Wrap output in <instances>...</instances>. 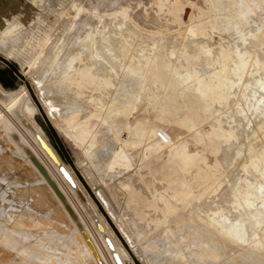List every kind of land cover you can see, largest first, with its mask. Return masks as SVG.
Masks as SVG:
<instances>
[{
    "label": "rangeland",
    "instance_id": "374dc122",
    "mask_svg": "<svg viewBox=\"0 0 264 264\" xmlns=\"http://www.w3.org/2000/svg\"><path fill=\"white\" fill-rule=\"evenodd\" d=\"M7 9V17L0 14V68L12 74V82L6 86L1 80L0 85L8 91L25 89V99L36 108L30 112L17 106L9 114L29 119L26 124L43 134L73 175L86 196L78 201L74 191L67 192L80 213L75 222L85 231L84 222L90 226L91 240L108 264H115V253L125 264L120 251L133 264H264V246L229 247L217 258L203 247L215 232L198 218L220 207L240 219L231 193L234 188L246 193L242 185L257 179L243 164L253 145L261 147L255 130L262 120L259 112L247 109V98L253 84L264 79V0H9ZM8 22L15 23L17 41L3 32ZM79 36L89 46L93 39L101 44L110 37L116 52L108 55L118 61L123 86L99 80L90 87L79 83L77 68L67 70L62 59ZM97 47L84 48L83 63L99 61L89 53L103 52V45ZM51 50L58 54L57 64L51 62ZM241 59L251 70L249 84L223 86L222 92L223 82L239 77L213 70L238 66ZM174 70L188 79L180 82ZM2 127L0 122V137ZM14 130L19 145L22 137ZM160 131L166 142L157 136ZM15 147L0 139V264H81L74 258L73 233L52 222H21H44L47 216L32 197L28 167L16 157ZM22 228L24 237L17 235Z\"/></svg>",
    "mask_w": 264,
    "mask_h": 264
},
{
    "label": "bare ground",
    "instance_id": "6f19581e",
    "mask_svg": "<svg viewBox=\"0 0 264 264\" xmlns=\"http://www.w3.org/2000/svg\"><path fill=\"white\" fill-rule=\"evenodd\" d=\"M8 1L9 0H0V11H1L0 14L2 13V15L4 17H7L5 12L9 11L7 9ZM1 26H3V25L0 22V27ZM15 30H16L15 23L8 22V25L5 26L3 32H4L5 35H10L11 37H13L12 34L15 33ZM4 34H2V35H4ZM87 35L89 36L88 32L86 33L85 36H87ZM103 36L104 35H102V37ZM104 37H106V36H104ZM107 38H105V39H107V41L106 42H102L101 41L102 42L101 44H99L100 40L93 39L91 46H89V44L88 45L84 44V39H82L79 36V37L76 38V40L72 44V48H73L72 52L68 53L66 51L68 53L66 55V57H64V58L61 57L60 58V61L63 58L62 60L64 62H66L67 70H70L71 68H74V67L77 68L78 74L81 75V79H80L79 83H81L83 85L86 84L87 86L93 87V85H95L97 83V81L100 80L105 85L108 84V85L118 86V87H121V86L124 85V82L121 81L119 79V76L117 75L118 74L117 73V71H118V68H117L118 61L116 62L113 57H111V56L109 57V55H108L109 52H111L110 53V55H111L112 51L116 52V50L114 49L115 47L113 48L114 45L111 44L110 37H107ZM13 40L17 41L15 38ZM115 40L117 41L116 37H115ZM90 42L91 41H89V43ZM14 44H15V42H14ZM102 45H103V49H104V50L102 49L103 52H100V50H98V51H94L93 50L94 52L92 51L93 47H97L98 46L97 48L100 49ZM84 48L87 49V50L89 48H92V49H90L92 52H89V53H91L90 54V56H92L91 58H96V57H93V56H97L98 57L96 59H98L99 61H94V66H91V64H93V63H90V62H87V61L86 62L84 61V63H83L82 54H83ZM62 52H64V51H62ZM74 52H76V53H74ZM51 55H52L51 56L52 57L51 62L54 63L56 61V58H57L58 54H57L56 51L51 50ZM63 55H65V54H63ZM38 59H39V61H38L39 66H42V65H40V62H42L41 61L42 57L39 56ZM38 63H36V65ZM57 63L58 62H55V64H57ZM239 65L235 66V67H231V65H230V66L218 69V70H213V73H216V72L225 73V71H227L228 76H229V74H234V75L239 77V80L236 78L238 80V82H235V81H231L230 83L223 82L222 85L219 86V89L221 91L223 90L222 89L223 86H226V88L229 89L230 87H232L235 84L238 85V86H247V84H249V83L246 82V80L248 78V77L246 78V76H247L248 73H251V70L249 69V65H248L247 61H245V59H241L239 61ZM125 67H126L127 72L131 71V72L134 73L133 69L130 66L127 67V65H126ZM126 70H125V72H126ZM173 74L182 83L185 82L188 79L186 75H182L178 70H174ZM260 74H259V76H260ZM111 77H113L114 79L112 80V83L110 84L109 78H111ZM251 77L252 76H250L249 78H251ZM254 77H256V76H254ZM257 79H258V77H257ZM1 80L2 79L0 78V81ZM253 85L255 86L254 87L255 89L252 90V93L250 92V88H249L250 86L248 87L249 92L251 94L249 93L248 95H250V96L248 98L246 97L247 98V104H248L247 105V109L251 110V111L254 110L255 112H259L258 113L259 117L262 120V124L260 122H258V125L259 124H261V125H259L258 128L256 127L257 129L255 130L256 131L255 134H258V137H260V141H259L260 143L259 144L261 145V147L259 149L258 148L255 149V145H253L254 149H251V151H249L250 152L249 159L248 160L246 159L247 161L245 160L246 163H245V165L243 164V166H244L243 168L251 170L254 173V175H255V177L257 179H255V182L248 181V182H246L245 184L242 185V187H246L247 188V192L246 193H244V194L241 193V189L240 188H238V189L234 188V190L231 193L233 198H234L233 203H235V205L239 208V209L238 208L237 209L241 212L240 219H239V217L236 218V219H233L230 215L226 214L224 212V210H221L220 207H219V209L218 208L217 209H213V208L210 207L211 208V213H205L204 211H202L203 214L198 215V218H199V220L201 222V225H205L206 228L212 229L215 232L213 237H212V240H210V242L212 241L213 244H211L207 240V242H209V245L208 244L206 245L204 243L203 247L205 249H207L208 251H211L213 254H215L217 258L220 257L219 254L221 255V253H223V251H224L223 255L224 254L226 255L227 254L226 250H227V248L229 249V247H232L231 249H233L234 246H241V248L243 246H246V247L247 246H254L255 248H261V247L264 246V239H262V236L264 237V94L260 93L261 91L264 92V79L260 78ZM6 86H9V84L6 85ZM203 88L204 89H208V86L205 85ZM199 89L201 90V88H199ZM119 91H121V90H117V91H115V93H118ZM243 91H244V89H243ZM258 93H260L261 95H257ZM25 95H26L25 89H22V90H20L18 92L17 91H8L7 89H5L4 87H2L0 85V122L2 123V126H3L2 127L3 136H1L0 139L3 138V137L7 138L16 146L13 149V151L16 154V157L19 159V161L22 162V164H24V165H26L28 167V169H26L27 170V173H26L27 176L25 177V179L27 180L28 184L30 185V188H31V191H32V197H33V199H35V201L41 207L45 208L44 209L45 210L44 213L47 216V219L44 222H42L41 221L42 218H39L38 216L37 217L39 218V220L36 219V220L32 221L30 219L31 221L21 220V222L23 224L28 225V226H30V225H41L42 226L44 224L51 223V222L55 223V225L58 228L64 230V232H68L70 234L73 233V236H72L73 237V243L75 244V246L78 247V253L76 255H74V258L76 259L75 261H79L81 264H87L89 262H94L95 264H108L109 261L107 259H105V257L103 255L101 256L102 253H99V250H97L96 241L93 240V237H92V240H91V236H90L91 235V233H90L91 231H89L90 230L89 229L90 226H88L87 223L84 222L85 221L84 220L83 222H84V225H85L86 230H87V231H85L84 227L82 229L79 226V224L77 222H75L76 213L77 214H80V213H79L77 205L75 204V202H73L72 198L70 197V195L67 192L70 190L73 193V191H74V193L76 194V199L78 201L79 200H83V201L86 200V196L83 193L82 189H80L81 191L78 190L77 187H79V186H77L73 175L71 174L69 169H67L66 166L62 163L63 161L62 162L60 161V158L58 157V155L56 154V152L54 151L52 146L48 143L46 138L43 136V134L39 130L34 129V127H33L34 125L26 124L27 120H28L27 123H29V119L24 118V117L21 118L19 116H17V118H18L17 119V118H15L16 116L13 117V116H11L9 114L17 106L18 107L25 106L30 112H34L35 111V109H36L35 106L30 102L28 96H26V99H25ZM8 96L11 99V101L9 103L4 99L5 97H8ZM225 96L227 98V96H228L227 93H226ZM12 112H14V111H12ZM240 114H242L244 117H247V113H246L245 110L240 111ZM261 120H259V121H261ZM242 121L244 122V119ZM242 121H241V123H242ZM13 128H15V130ZM13 130L14 131L17 130L19 132V134H21L22 141L20 140V142H19L17 140L19 142V145L16 143V141L13 138L12 134L15 133V132H13ZM28 134H29V136H28ZM30 136H31V138H30ZM138 137L142 138L141 132L138 133ZM27 144L30 147H28ZM257 145H258V143H257ZM245 158H246V156H245ZM0 168L3 169V166H0ZM232 180H233V178H232ZM234 183H235V181H234ZM207 207H209V205ZM61 215H64V219L65 220H63L61 218ZM194 218H195V216H194ZM237 219H239V220H237ZM192 221H194L193 218H192ZM66 222H70L74 227H70L69 225H67ZM197 222H199V221H197ZM248 223L251 224L252 229H253V231L251 233L249 231ZM205 226H204V228H205ZM1 228L5 229L4 226L3 227L1 226ZM190 228H192L191 229V231H192L191 233L192 234H194L195 231L198 232L195 228H194L195 229L194 231H193V227H190ZM56 232H58V231H56ZM199 232H202V230L199 231ZM19 234H21V235L23 234L22 237H24L25 230H23V228H22V230L20 232H17V235H19ZM196 234L197 233H195V237L197 236V238H199L200 234H199V236L196 235ZM205 234L202 233L203 236ZM202 235H201V237L203 238ZM7 236H8V234H7ZM43 236H44V234H43ZM66 236L64 235V238H66ZM68 236H70V235H68ZM9 237H10V234H9ZM69 240L72 241L71 239H69ZM107 240L110 243L109 238H107ZM192 240H193V238H192ZM186 241H187V239H186ZM202 241H204V239ZM22 244L24 245L25 243L22 242ZM31 244H33V243H31ZM7 246H9V245H7ZM20 246H22V245H20ZM181 246H183V245H181ZM189 246H190V244H189ZM27 248H28V246H27ZM22 249L24 250L25 248H22ZM261 249H263V248H261ZM217 250H218V252H217ZM220 250H221V252L219 253ZM172 251H174V250H172ZM120 252H121L122 256L124 257L125 264H133L132 261L128 257L124 256V255H126L124 251H120ZM167 252H169V251H167ZM244 252H245V249H244ZM65 253H66V251H65ZM187 253H189V252H187ZM32 254L35 255V253H32ZM41 254H42V252H41ZM189 254L191 255V253H189ZM42 255H45V253L42 254ZM176 255L177 254L175 253L174 256H176ZM248 255H250V254H248ZM30 256H32V255L30 254ZM180 256H181V254H180ZM35 257H36V255H35ZM173 257L169 258V259L170 260L171 259L174 260ZM194 257L195 256L189 258L188 255H187V258H189V260L191 258H192L191 260H193ZM250 257H252V256H250ZM253 257H254V255H253ZM37 258H38V255H37ZM67 258H69V257L66 255V259ZM71 258L74 259L73 256ZM59 259H58V261H61V262L64 261V260H61V259L59 260ZM66 259H65V261H66ZM71 260H70V262L74 261V260H72V261ZM121 260L122 259L119 256H117L116 253L113 254L112 261H114L115 264H122ZM170 260H168V261H170ZM197 260H198V256H197ZM227 261H229V260L227 259ZM254 261H255V259H254ZM180 262H181V260H180ZM195 262H196V260L194 261V264H195ZM209 262H211V261H209ZM223 262H225V261L223 260ZM26 264H27V262H26ZM77 264H78V262H77ZM201 264H203V263H201ZM230 264H231V262H230Z\"/></svg>",
    "mask_w": 264,
    "mask_h": 264
},
{
    "label": "water",
    "instance_id": "95a60500",
    "mask_svg": "<svg viewBox=\"0 0 264 264\" xmlns=\"http://www.w3.org/2000/svg\"><path fill=\"white\" fill-rule=\"evenodd\" d=\"M11 73L8 70H4L0 68V78L2 79L4 84H9L12 82Z\"/></svg>",
    "mask_w": 264,
    "mask_h": 264
},
{
    "label": "built area",
    "instance_id": "2783aa9c",
    "mask_svg": "<svg viewBox=\"0 0 264 264\" xmlns=\"http://www.w3.org/2000/svg\"><path fill=\"white\" fill-rule=\"evenodd\" d=\"M157 136L162 140V141H164V142H166L167 141V139H168V137H167V135H166V133H164V132H158V134H157Z\"/></svg>",
    "mask_w": 264,
    "mask_h": 264
}]
</instances>
